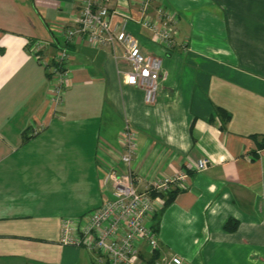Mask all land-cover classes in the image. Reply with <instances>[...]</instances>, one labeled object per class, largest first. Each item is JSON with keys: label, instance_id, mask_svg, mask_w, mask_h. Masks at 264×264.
<instances>
[{"label": "crops", "instance_id": "1", "mask_svg": "<svg viewBox=\"0 0 264 264\" xmlns=\"http://www.w3.org/2000/svg\"><path fill=\"white\" fill-rule=\"evenodd\" d=\"M82 1L0 0V264H98L94 251L60 242L61 222L111 197L112 169L132 171L139 189L186 175L154 214L151 264H264V0H98L114 11L111 26L124 23L162 59L151 104L125 83L119 44L66 39ZM155 22L174 32L168 49L153 40ZM34 41L46 58L69 53L60 105ZM125 124L137 134L129 165Z\"/></svg>", "mask_w": 264, "mask_h": 264}, {"label": "built area", "instance_id": "2", "mask_svg": "<svg viewBox=\"0 0 264 264\" xmlns=\"http://www.w3.org/2000/svg\"><path fill=\"white\" fill-rule=\"evenodd\" d=\"M143 8L151 0H132ZM112 12L98 0H83L76 25L62 31L67 40L85 34L92 46L114 43L124 50L129 66L124 74L126 84L141 88L144 102L151 104L157 98L162 78V59L158 55L144 53L138 39L125 29V25L111 26ZM161 19L174 21L172 13L158 8ZM145 22V24L148 23ZM153 40L169 48L173 30L166 22L151 23ZM41 41L31 43L34 57L48 67L52 75L50 98L54 105L63 101L67 87L68 68L65 63L69 53L65 46L56 55L46 58L42 55ZM136 132L125 124L120 132L121 161L129 165L136 152ZM208 160L200 158L195 162L197 170L207 167ZM185 173L178 172L150 181L143 189L137 187V178L130 170L117 172L112 169L106 174L111 184V197L99 207L77 217H67L61 222L60 242L65 245L84 246L96 253L98 264H150V257L144 255V245L149 253L158 248V234L153 217L165 203L167 193L176 186H183ZM182 260L172 257L165 264H181Z\"/></svg>", "mask_w": 264, "mask_h": 264}, {"label": "trees", "instance_id": "3", "mask_svg": "<svg viewBox=\"0 0 264 264\" xmlns=\"http://www.w3.org/2000/svg\"><path fill=\"white\" fill-rule=\"evenodd\" d=\"M259 147H264V134L261 136V141L259 143ZM177 189L174 188V189H171L168 193H167V197H166V200H165V203H168L169 201H171L176 193ZM156 225V224H155ZM151 264V263H150Z\"/></svg>", "mask_w": 264, "mask_h": 264}]
</instances>
